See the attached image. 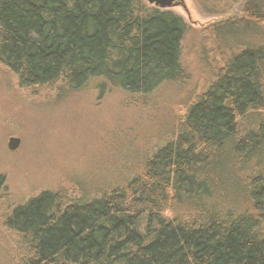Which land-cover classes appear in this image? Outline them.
Wrapping results in <instances>:
<instances>
[{"label":"trees","instance_id":"obj_1","mask_svg":"<svg viewBox=\"0 0 264 264\" xmlns=\"http://www.w3.org/2000/svg\"><path fill=\"white\" fill-rule=\"evenodd\" d=\"M197 2L239 12L202 28L204 58L222 65L177 132L117 182L45 188L13 207L15 264H264V0ZM189 30L147 0H0V62L21 87L98 79L102 92L150 96L188 80Z\"/></svg>","mask_w":264,"mask_h":264},{"label":"rangeland","instance_id":"obj_2","mask_svg":"<svg viewBox=\"0 0 264 264\" xmlns=\"http://www.w3.org/2000/svg\"><path fill=\"white\" fill-rule=\"evenodd\" d=\"M167 9L190 26L183 53L189 78L150 96L109 85L102 92L98 79L75 92L57 85L21 87L0 62V264H15L21 254L20 237L4 220L13 207L45 188L80 191L83 185L94 192L127 176L134 162L177 132L185 105L204 90L212 68L222 65V57L208 65L210 45L201 30L238 13L239 6L208 14L197 0H184ZM12 135L22 140L16 150L7 146Z\"/></svg>","mask_w":264,"mask_h":264},{"label":"water","instance_id":"obj_3","mask_svg":"<svg viewBox=\"0 0 264 264\" xmlns=\"http://www.w3.org/2000/svg\"><path fill=\"white\" fill-rule=\"evenodd\" d=\"M149 3L159 6L161 8H171L178 4H183L184 0H147ZM21 137L12 135L9 138L7 146L11 150H16L21 144Z\"/></svg>","mask_w":264,"mask_h":264}]
</instances>
